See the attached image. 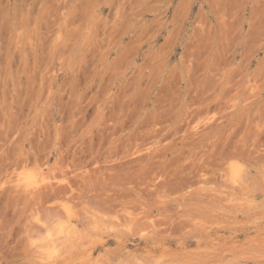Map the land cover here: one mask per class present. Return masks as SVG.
<instances>
[{
    "label": "rangeland",
    "instance_id": "1",
    "mask_svg": "<svg viewBox=\"0 0 264 264\" xmlns=\"http://www.w3.org/2000/svg\"><path fill=\"white\" fill-rule=\"evenodd\" d=\"M0 264H264V0H0Z\"/></svg>",
    "mask_w": 264,
    "mask_h": 264
},
{
    "label": "bare ground",
    "instance_id": "2",
    "mask_svg": "<svg viewBox=\"0 0 264 264\" xmlns=\"http://www.w3.org/2000/svg\"><path fill=\"white\" fill-rule=\"evenodd\" d=\"M240 174V173H239ZM24 180V179H23ZM31 180V179H30ZM237 180V179H236ZM25 181H27L26 179H25ZM63 183V182H62ZM50 184V183H49ZM27 186V185H26ZM47 186V185H46ZM36 188V187H35ZM61 194V193H60ZM38 195V194H37ZM45 195V194H44ZM65 203V202H64ZM55 214V213H54ZM57 227V226H56ZM49 228V227H48ZM48 228H46V229H48ZM64 230V229H63ZM71 230V229H70ZM56 232V231H55ZM77 232V231H76ZM47 234V233H46ZM63 234V233H62ZM51 235H52V233H51ZM64 235V234H63ZM46 236V235H45ZM69 236V235H68ZM57 237V236H56ZM46 239H47V237H46ZM56 239V238H55ZM59 239V238H58ZM48 240V239H47ZM53 240V239H52ZM48 242V241H47ZM50 244V243H49ZM52 244V243H51ZM55 246H56V244H55ZM48 248H50V247H48ZM58 252V251H57Z\"/></svg>",
    "mask_w": 264,
    "mask_h": 264
}]
</instances>
